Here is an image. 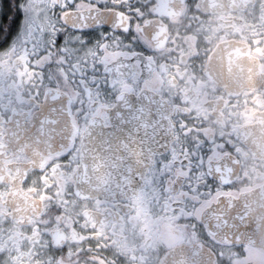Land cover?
<instances>
[{"label": "snow or ice", "instance_id": "1", "mask_svg": "<svg viewBox=\"0 0 264 264\" xmlns=\"http://www.w3.org/2000/svg\"><path fill=\"white\" fill-rule=\"evenodd\" d=\"M0 264H264V0H0Z\"/></svg>", "mask_w": 264, "mask_h": 264}]
</instances>
